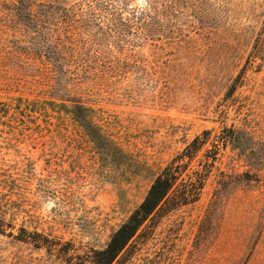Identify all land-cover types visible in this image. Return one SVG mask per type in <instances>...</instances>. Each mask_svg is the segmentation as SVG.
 I'll list each match as a JSON object with an SVG mask.
<instances>
[{
	"label": "rangeland",
	"instance_id": "rangeland-1",
	"mask_svg": "<svg viewBox=\"0 0 264 264\" xmlns=\"http://www.w3.org/2000/svg\"><path fill=\"white\" fill-rule=\"evenodd\" d=\"M205 130L111 264H264V0H0V264H93Z\"/></svg>",
	"mask_w": 264,
	"mask_h": 264
},
{
	"label": "trees",
	"instance_id": "trees-1",
	"mask_svg": "<svg viewBox=\"0 0 264 264\" xmlns=\"http://www.w3.org/2000/svg\"><path fill=\"white\" fill-rule=\"evenodd\" d=\"M77 109L82 115V122L89 127V130L95 132L84 114L85 108L78 105ZM225 132L227 135H234V131L231 129L225 128ZM208 134L209 131L205 130L196 135L162 168L150 184L142 201L114 230L106 245L93 251V264H111L164 202L171 200L177 206L194 202L200 197L217 159L218 143L213 142L212 148L206 150L204 160H200L199 163L202 165L201 167L192 169L190 163L206 143ZM225 138L227 139V137ZM188 169L191 171L188 172Z\"/></svg>",
	"mask_w": 264,
	"mask_h": 264
}]
</instances>
